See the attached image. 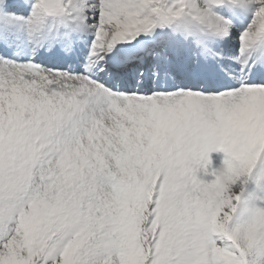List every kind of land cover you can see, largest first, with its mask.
Returning a JSON list of instances; mask_svg holds the SVG:
<instances>
[{"label": "snow or ice", "instance_id": "snow-or-ice-1", "mask_svg": "<svg viewBox=\"0 0 264 264\" xmlns=\"http://www.w3.org/2000/svg\"><path fill=\"white\" fill-rule=\"evenodd\" d=\"M0 264H264V0H0Z\"/></svg>", "mask_w": 264, "mask_h": 264}, {"label": "rangeland", "instance_id": "rangeland-1", "mask_svg": "<svg viewBox=\"0 0 264 264\" xmlns=\"http://www.w3.org/2000/svg\"><path fill=\"white\" fill-rule=\"evenodd\" d=\"M17 1H18L17 2L18 4L21 3V0H17ZM235 45H236V38L234 37L232 42L230 43V45L228 47L230 49H234ZM210 159L212 161V166H211L210 170H214V169H218L222 166L224 157H223L222 153H212V154H210ZM200 175H202V173H200ZM205 179L210 181L212 179V177L208 176V177H205Z\"/></svg>", "mask_w": 264, "mask_h": 264}, {"label": "bare ground", "instance_id": "bare-ground-1", "mask_svg": "<svg viewBox=\"0 0 264 264\" xmlns=\"http://www.w3.org/2000/svg\"><path fill=\"white\" fill-rule=\"evenodd\" d=\"M13 2H14V3H17L18 1H17V0H14ZM17 4H18V3H17Z\"/></svg>", "mask_w": 264, "mask_h": 264}]
</instances>
